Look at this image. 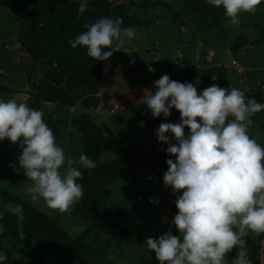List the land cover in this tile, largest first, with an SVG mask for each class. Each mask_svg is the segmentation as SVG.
<instances>
[{"label": "rangeland", "instance_id": "rangeland-1", "mask_svg": "<svg viewBox=\"0 0 264 264\" xmlns=\"http://www.w3.org/2000/svg\"><path fill=\"white\" fill-rule=\"evenodd\" d=\"M66 2L0 0V98L43 111L84 186L69 211L49 209L27 192L32 182L19 169L20 145L0 141L4 264H160L146 240L179 231L177 195L163 182L175 156L156 130L180 122V112L153 117L145 96L167 74L194 86L206 77L209 86L237 87L264 103V3L232 25L207 0H92L80 19ZM103 17H123L122 29L136 35L108 61H96L70 41ZM251 119L248 134L264 147V111ZM82 154L97 166L82 167ZM260 234L248 229L243 251L235 246L224 264H251Z\"/></svg>", "mask_w": 264, "mask_h": 264}, {"label": "clouds", "instance_id": "clouds-1", "mask_svg": "<svg viewBox=\"0 0 264 264\" xmlns=\"http://www.w3.org/2000/svg\"><path fill=\"white\" fill-rule=\"evenodd\" d=\"M207 3L222 6L230 23L239 25L241 14L254 13L264 0ZM87 8V0H80L79 13ZM123 23V17L99 18L85 25L87 31L70 41L71 47L85 46L96 61H108L135 38V29H122ZM106 47L111 50L105 51ZM154 87L144 103L153 117L167 118L173 108L180 112V122L161 123L156 130L158 140L167 144L166 152L175 156L166 161L169 167L163 182L177 195L173 222L179 235L169 230L145 243L160 264H224L235 246L243 251L248 229L264 233V147L248 134L251 117L264 111V103L248 98L237 87L229 90L213 84L198 92L193 83L167 74ZM173 137L176 143L171 142ZM5 139L22 148L19 169L32 182L27 187L32 199H42L49 209L61 213L83 199L84 186L78 183L82 171L73 166L75 161L66 159L42 110L17 98H0V141ZM79 164L88 169L97 166L86 154L80 156ZM4 231L0 224V235ZM7 259V253L0 251V264Z\"/></svg>", "mask_w": 264, "mask_h": 264}, {"label": "trees", "instance_id": "trees-1", "mask_svg": "<svg viewBox=\"0 0 264 264\" xmlns=\"http://www.w3.org/2000/svg\"><path fill=\"white\" fill-rule=\"evenodd\" d=\"M66 1H67L66 4L70 7V11L73 12L75 15H77L76 16L77 19H80L81 17H83L85 15V12L83 14H81L78 11L79 6H80V0H66ZM87 3H88V5L92 4V0L91 1L87 0ZM103 4L107 5V0H101V5H103ZM94 15H95V13H94ZM94 15L92 17H94ZM92 23H95V22L92 21ZM86 49L87 48H85V50ZM192 72L193 71H190L189 73H192ZM74 75H75V73L72 74L71 72H69V76L71 77V79L74 78L73 77ZM203 80H204L203 84H200V82L195 84V86L198 89V92L206 88L203 85H205V84L208 85L213 81V80L207 79L206 77ZM188 81L189 80H185V82H188ZM189 82H191V78H190ZM263 236H264V233H261L259 235L258 240H257V244L252 248L251 252L248 255V259L250 260L251 264H260L261 241L263 239Z\"/></svg>", "mask_w": 264, "mask_h": 264}, {"label": "water", "instance_id": "water-1", "mask_svg": "<svg viewBox=\"0 0 264 264\" xmlns=\"http://www.w3.org/2000/svg\"><path fill=\"white\" fill-rule=\"evenodd\" d=\"M156 51V49H155ZM260 264H264V236L261 241V253H260Z\"/></svg>", "mask_w": 264, "mask_h": 264}]
</instances>
